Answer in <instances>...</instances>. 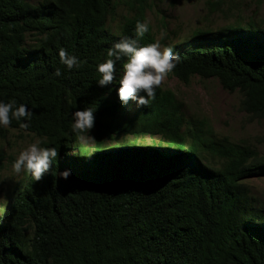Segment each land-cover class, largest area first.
Returning a JSON list of instances; mask_svg holds the SVG:
<instances>
[{
    "label": "trees",
    "instance_id": "16d2710c",
    "mask_svg": "<svg viewBox=\"0 0 264 264\" xmlns=\"http://www.w3.org/2000/svg\"><path fill=\"white\" fill-rule=\"evenodd\" d=\"M127 1L136 13L114 33L108 23L122 0H0V101L32 111L0 127V139L14 129L59 153L41 181L21 173L3 214L0 203V264H264V206L247 182L264 176V157L217 140L203 121L186 122L171 91L157 89L147 106L123 104L114 87L126 57L112 84L98 85L97 66L115 43L157 42L149 25L136 35L151 0ZM228 1L206 0L208 13L224 14ZM158 41L176 62L168 75L185 84L217 79L239 92L242 110L264 119V26L241 18ZM61 49L78 68L60 62ZM83 109L96 122L82 140L71 114ZM145 136L155 140L137 144Z\"/></svg>",
    "mask_w": 264,
    "mask_h": 264
},
{
    "label": "rangeland",
    "instance_id": "374dc122",
    "mask_svg": "<svg viewBox=\"0 0 264 264\" xmlns=\"http://www.w3.org/2000/svg\"><path fill=\"white\" fill-rule=\"evenodd\" d=\"M224 14L217 12L209 14L206 0H151L144 9V22L151 27L157 41L164 33L173 43L189 38L195 28L217 29L218 27L241 19L246 22L251 17L255 23L264 26V0H229L223 8ZM135 9L127 0L116 6L113 20L108 26L112 32H118L119 25L124 17L134 15ZM161 46V45H160ZM179 50H185L180 48ZM161 51L162 47H161ZM120 85L114 87L118 95ZM160 91H171L182 105L186 122L198 123L203 121L213 131L217 140L231 144L250 145L264 157V119L247 114L240 108L241 95L239 92H228L223 89L217 79H202L193 76L185 84L172 75L165 74L159 87ZM158 93V92H156ZM127 112L131 107H126ZM89 142L90 137H88ZM155 138L148 136L138 140L139 145H150ZM37 139L28 133L14 129H7L6 137L0 139V152L4 167L0 169V203L8 202L7 196L16 189L21 177L12 170V164L20 152ZM247 182L251 194L264 206V176H252ZM8 205L1 209L3 214Z\"/></svg>",
    "mask_w": 264,
    "mask_h": 264
},
{
    "label": "clouds",
    "instance_id": "9594fccd",
    "mask_svg": "<svg viewBox=\"0 0 264 264\" xmlns=\"http://www.w3.org/2000/svg\"><path fill=\"white\" fill-rule=\"evenodd\" d=\"M149 31L147 22H137L136 35L143 37ZM165 34H161L163 38ZM109 59L97 66V71L102 78L98 85L106 87L111 85L115 79L116 63L122 58H127L124 67V74L120 78V87L118 96L123 104L129 100L136 102L137 107L147 106L150 100L156 98V88L159 87L165 74L173 71L176 62L173 59L172 50L164 48L161 51L159 41L156 43L141 46L138 38H123L115 43L107 52ZM60 62L68 70L78 68L79 60L74 55L61 49L59 52ZM114 58V59H113ZM62 73L57 70L55 75ZM143 92L146 95H140ZM32 111L26 104H20L18 107L15 101H0V127H8L12 119L17 121L30 120ZM71 128L73 133L80 134V139H85L82 135L90 133L95 126L96 117L93 109H83L71 114ZM22 127H28L27 123L21 124ZM43 140L30 144L25 150L20 152L12 164V170L16 175L27 172L32 175L36 182L41 181L44 176L53 168L59 153L55 147L42 146ZM72 175L71 169H65L60 173V178L67 180Z\"/></svg>",
    "mask_w": 264,
    "mask_h": 264
}]
</instances>
